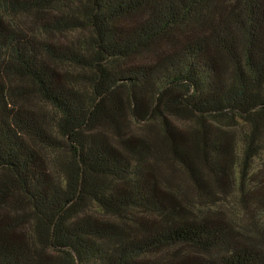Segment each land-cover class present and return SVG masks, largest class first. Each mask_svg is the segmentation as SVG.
<instances>
[{"label": "trees", "instance_id": "1", "mask_svg": "<svg viewBox=\"0 0 264 264\" xmlns=\"http://www.w3.org/2000/svg\"><path fill=\"white\" fill-rule=\"evenodd\" d=\"M263 151L264 0H0V264H264Z\"/></svg>", "mask_w": 264, "mask_h": 264}, {"label": "rangeland", "instance_id": "2", "mask_svg": "<svg viewBox=\"0 0 264 264\" xmlns=\"http://www.w3.org/2000/svg\"><path fill=\"white\" fill-rule=\"evenodd\" d=\"M185 121L191 122V120H186V119ZM135 126L140 127L138 125ZM222 129L225 131V135L227 136V138H230V140H232L235 151L232 160L234 165H232L230 174L228 175V185L225 187L224 193L220 194L221 204L227 210L228 215H230V218H232L233 220L235 219V222L237 223H243L246 218V212L244 210V206L241 204V202H239V192H238L237 182L239 180L238 176H239V172L241 171V166H243V159H242V149L244 147L243 141L246 133L249 131V125L245 123L242 119L236 117L235 119L232 118L227 123L223 122ZM263 163H264V151L261 156H257L256 158H253L252 161H250L249 163V166L251 168L249 174L250 182H252L253 179L257 178V176H255L256 172L259 171V175L263 173L261 171ZM169 170H173L172 164L166 166V172H168ZM175 174H176V179L174 180L173 187L176 186L177 189L184 190V192L189 195L190 190H188L187 188L189 186L188 178L183 172L175 171ZM261 183L262 182L255 183L256 187L259 188V186H261ZM190 198L192 199V195Z\"/></svg>", "mask_w": 264, "mask_h": 264}]
</instances>
